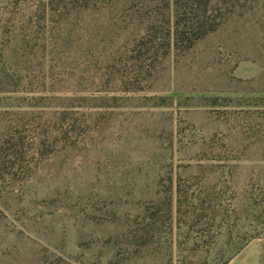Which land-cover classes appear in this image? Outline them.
<instances>
[{"label": "rangeland", "instance_id": "obj_1", "mask_svg": "<svg viewBox=\"0 0 264 264\" xmlns=\"http://www.w3.org/2000/svg\"><path fill=\"white\" fill-rule=\"evenodd\" d=\"M218 3L167 52L161 0H0V264H264V0Z\"/></svg>", "mask_w": 264, "mask_h": 264}, {"label": "trees", "instance_id": "obj_2", "mask_svg": "<svg viewBox=\"0 0 264 264\" xmlns=\"http://www.w3.org/2000/svg\"><path fill=\"white\" fill-rule=\"evenodd\" d=\"M163 17L154 14L150 17L148 29H155L157 26H164L166 34L167 52L173 46L183 43L186 47L193 45L198 39L207 35L210 31L216 29L224 17L223 12H219L221 6L218 5V0H161ZM159 15V14H157ZM160 24V25H159ZM155 46H153L154 48ZM137 73L143 74L146 69L142 65H137ZM138 75V74H137ZM141 80L138 77L133 78L125 85L127 90H134L140 87ZM122 83H124L122 81ZM44 135V136H42ZM40 146L44 145L46 135L42 134ZM178 208L181 210L182 193L179 190ZM167 215L172 217V200H169ZM147 216V215H145Z\"/></svg>", "mask_w": 264, "mask_h": 264}]
</instances>
